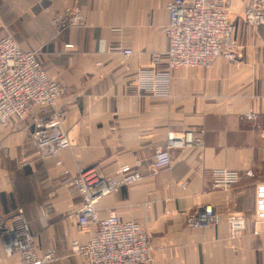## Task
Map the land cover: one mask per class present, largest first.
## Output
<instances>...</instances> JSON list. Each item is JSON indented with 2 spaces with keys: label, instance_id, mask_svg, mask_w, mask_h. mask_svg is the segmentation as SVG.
I'll use <instances>...</instances> for the list:
<instances>
[{
  "label": "crops",
  "instance_id": "0c3cea01",
  "mask_svg": "<svg viewBox=\"0 0 264 264\" xmlns=\"http://www.w3.org/2000/svg\"><path fill=\"white\" fill-rule=\"evenodd\" d=\"M168 1L0 0L1 16L33 26L32 48L20 46L36 50L48 74L66 84L59 105L72 139L56 157H41L30 125L0 124V264H17L4 252L1 231L19 208L38 251L55 250L51 264H83L69 243L86 241L94 228H77L72 178L90 167L111 175L123 163L138 165L142 180L104 197L97 209L143 225L150 264H264V222L253 216L254 186L264 181V25L245 24L247 0H230L236 58L175 69L165 94L149 93L139 89L138 75L155 68L166 48ZM66 5L79 6L84 23L57 29L51 19ZM186 131L200 134L202 146L171 149L170 166L148 174L168 133ZM213 169L236 170L241 178L222 188ZM248 169L253 176L243 175ZM206 204L219 212V222L192 226L191 212ZM234 211L243 213L245 227L231 236Z\"/></svg>",
  "mask_w": 264,
  "mask_h": 264
},
{
  "label": "built area",
  "instance_id": "2783aa9c",
  "mask_svg": "<svg viewBox=\"0 0 264 264\" xmlns=\"http://www.w3.org/2000/svg\"><path fill=\"white\" fill-rule=\"evenodd\" d=\"M230 0H169L164 27L166 48L155 68L139 73L138 86L142 91L165 94L173 70L181 67H211L216 60H234L239 45L235 38L234 24L228 17ZM242 21L252 27L264 25V0H247L241 14ZM85 16L77 5L60 7L51 24L61 29L66 25L79 26ZM126 56L130 48L122 49ZM67 90L66 84L48 74L41 64L38 52L24 49L15 38L0 35V124L13 122L31 126L35 153L41 157H56L59 150L70 147L72 139L63 124L64 112L59 98ZM251 119L254 113H245ZM202 146V138L195 131L179 135L169 132L165 143L155 150L148 165V174L169 167L170 150ZM59 163V161H57ZM217 185L226 188L237 182L241 175L236 170L213 169ZM243 175L253 176L252 170ZM144 174L138 165L123 163L111 175L95 167L78 172L72 183L77 189L79 207L75 214L77 228L89 232L84 242L70 241L71 254L83 264H150L152 246L143 225L135 220L122 219L113 212L100 216L97 205L104 197L142 180ZM147 207L149 202L145 204ZM255 222H264V181L254 186ZM189 220L196 228H207L219 222V212L211 204L197 207ZM231 236L245 227L242 212L234 211L228 219ZM3 249L14 254L17 264H51L55 250L40 253L37 235L30 230L21 208L17 209L11 224L2 226Z\"/></svg>",
  "mask_w": 264,
  "mask_h": 264
},
{
  "label": "rangeland",
  "instance_id": "374dc122",
  "mask_svg": "<svg viewBox=\"0 0 264 264\" xmlns=\"http://www.w3.org/2000/svg\"><path fill=\"white\" fill-rule=\"evenodd\" d=\"M228 15H229V12H228ZM6 16L7 15L1 16V13H0V33L1 32L8 33L12 35L19 44H21L20 42H22L23 45H25L26 43V45L32 48L33 36H35V34L32 33L33 26H22L19 24L16 18H11V17H8V16L6 17ZM24 48H27V47L24 46Z\"/></svg>",
  "mask_w": 264,
  "mask_h": 264
}]
</instances>
